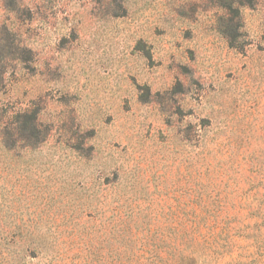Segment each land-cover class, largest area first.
Masks as SVG:
<instances>
[{"label":"rangeland","instance_id":"rangeland-1","mask_svg":"<svg viewBox=\"0 0 264 264\" xmlns=\"http://www.w3.org/2000/svg\"><path fill=\"white\" fill-rule=\"evenodd\" d=\"M21 2L0 264H264V0Z\"/></svg>","mask_w":264,"mask_h":264},{"label":"trees","instance_id":"trees-1","mask_svg":"<svg viewBox=\"0 0 264 264\" xmlns=\"http://www.w3.org/2000/svg\"><path fill=\"white\" fill-rule=\"evenodd\" d=\"M3 8L10 9L16 14L17 19L23 18L25 16V9L28 8V5L21 2V0H1ZM9 1H12L14 4H9ZM0 34L4 33L3 37H0V59H3V53L5 49H14L15 58L18 61L26 62L30 56V50L26 48L25 44L16 36V34L10 33L8 27L3 22L0 26ZM26 53V54H25ZM3 62L0 63V74L4 72ZM0 81L2 82V75L0 76ZM180 251V250H178ZM198 264L195 257L188 254H174L170 257H158L152 258L148 262L146 260H138L134 258H129L126 260L116 261V264Z\"/></svg>","mask_w":264,"mask_h":264}]
</instances>
